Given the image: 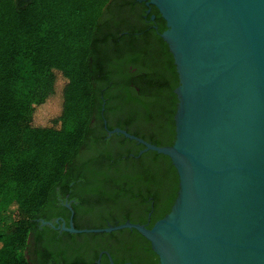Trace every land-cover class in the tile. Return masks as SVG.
Masks as SVG:
<instances>
[{"label": "trees", "instance_id": "obj_1", "mask_svg": "<svg viewBox=\"0 0 264 264\" xmlns=\"http://www.w3.org/2000/svg\"><path fill=\"white\" fill-rule=\"evenodd\" d=\"M108 5L109 0H0V264H30L25 252L35 219L67 183L83 147L97 154L85 162L83 174L71 178L76 191L68 199L79 201L72 204L75 213L109 203V218L120 219L112 225L128 218L142 224L152 204L150 228L176 197L178 177L167 156L139 154L142 145L107 135L120 128L156 146L172 145L178 77L160 37L165 21L153 7L156 30L112 34L102 20ZM45 76L50 88L41 95ZM104 144L108 154L100 150ZM102 235L123 236L131 255L142 257L135 264H158L136 230L69 234Z\"/></svg>", "mask_w": 264, "mask_h": 264}, {"label": "water", "instance_id": "obj_2", "mask_svg": "<svg viewBox=\"0 0 264 264\" xmlns=\"http://www.w3.org/2000/svg\"><path fill=\"white\" fill-rule=\"evenodd\" d=\"M165 21L160 37L178 77L167 156L178 189L153 223L126 221L69 233L136 230L158 264H264V0H148ZM104 122V126H105ZM106 128V126H105ZM131 264V263H126Z\"/></svg>", "mask_w": 264, "mask_h": 264}, {"label": "flooded vegetation", "instance_id": "obj_3", "mask_svg": "<svg viewBox=\"0 0 264 264\" xmlns=\"http://www.w3.org/2000/svg\"><path fill=\"white\" fill-rule=\"evenodd\" d=\"M153 7L148 4V0H109L102 20L109 23V32L111 31L112 34L121 35L128 29L143 27L156 30L158 21ZM100 150L108 154L109 145L100 146ZM96 154L90 148L83 147L80 150L79 156L68 172L67 183L56 189L41 216L35 219L36 226L30 232L25 252L30 264H116V261L119 262L117 264H135L134 262H141L142 257L137 254L138 252L131 255V244L121 235H117L116 239H109V235L96 238L71 237L69 234L74 233L62 230L63 225L69 226L71 217L73 226L75 223L110 226L120 220L109 218V203L97 204L90 212L80 208L75 213L72 204L77 205L79 201L68 199L72 189L76 191L71 178L77 173L83 174L85 162ZM106 168L109 174V167L106 166ZM78 193L77 197L80 198ZM153 211L151 204V211L147 213L143 225L150 223ZM132 212L139 214L141 211L139 207H135ZM126 221L130 222V219Z\"/></svg>", "mask_w": 264, "mask_h": 264}, {"label": "rangeland", "instance_id": "obj_4", "mask_svg": "<svg viewBox=\"0 0 264 264\" xmlns=\"http://www.w3.org/2000/svg\"><path fill=\"white\" fill-rule=\"evenodd\" d=\"M49 80H48V77L45 76L44 79L42 80L41 82V85H40V89H39V94H45L49 91Z\"/></svg>", "mask_w": 264, "mask_h": 264}]
</instances>
